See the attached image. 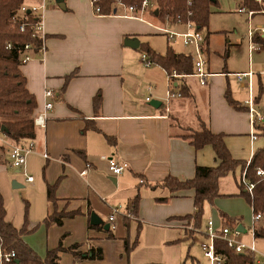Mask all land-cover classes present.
I'll return each instance as SVG.
<instances>
[{
  "label": "crops",
  "instance_id": "0c3cea01",
  "mask_svg": "<svg viewBox=\"0 0 264 264\" xmlns=\"http://www.w3.org/2000/svg\"><path fill=\"white\" fill-rule=\"evenodd\" d=\"M63 3L64 9L55 0H24L27 6L43 5L45 50L30 52L32 58L20 64L19 69L36 101L32 116L41 112L46 102H52V107L46 111L44 125L35 126L33 151L26 157L25 169L33 179L26 182L19 174L21 184L28 188L21 195L24 208L16 227L24 224L26 210L28 231L22 237L42 258L60 240L64 247L79 244L80 252H87L91 246L103 252L100 260L75 261L70 252L62 251L58 254L59 264H187L188 260L190 264H200L187 243L201 233V228H194L192 220L182 219L193 212V190L179 191L158 201L157 197L169 193L150 185L167 176L190 179L196 166L217 164L210 145L196 149L179 136L183 129L196 128L199 119L207 120L212 132L224 134V142L235 159L250 160L256 151L258 133L252 138L249 131L247 100L242 92L247 82L235 84L231 78H236V73L252 71L251 66L247 70L228 69L224 48L214 51L221 56V62L210 57L207 30L206 68L211 75L204 85L191 75L173 78V91H180V86L187 91L166 100L167 72L157 64L145 66L139 47L147 44L158 53L171 47L189 54L188 48L171 43L181 47L174 49L166 37L159 43L158 23L150 15L142 20L134 18L121 6L110 14L97 13L91 0ZM127 39H136L138 46L126 45ZM261 72L258 77L264 75ZM46 90H51L53 96L46 97ZM96 94L100 96L97 109L93 104ZM227 94L244 109L232 108ZM258 98H253V105L259 111ZM152 100L160 102L157 107L150 104ZM263 122L264 118L256 125L264 127ZM88 123L90 127L86 128ZM1 140L8 147L4 136ZM101 156L125 161L128 167L120 175H112ZM86 164L90 166L80 174ZM6 166L0 164V170ZM223 180L224 177L219 184ZM47 185H55L54 204L47 199ZM135 193L139 194V203L133 213L131 201ZM220 194L214 201L223 207L221 196L225 194ZM118 207L122 210L114 215V238H105L102 229L89 228L91 212L100 219L106 216L102 220L109 224L108 216ZM54 210L77 213L64 217L60 225H46L44 218ZM128 211L131 216L125 215ZM218 212L216 208L219 224L213 221L214 226L218 224L214 231L224 226ZM245 223L241 222L252 233V219ZM202 234L200 243L206 235ZM124 237L130 244L136 240L129 254L124 252Z\"/></svg>",
  "mask_w": 264,
  "mask_h": 264
},
{
  "label": "trees",
  "instance_id": "16d2710c",
  "mask_svg": "<svg viewBox=\"0 0 264 264\" xmlns=\"http://www.w3.org/2000/svg\"><path fill=\"white\" fill-rule=\"evenodd\" d=\"M142 0H93V4L99 8L100 13L110 14L119 6V3L125 6H140ZM157 10L152 14L162 20L166 15L185 21L187 18L192 20L196 27L202 29L207 27L208 17L210 15V5L212 0H156ZM247 0H243L244 4ZM252 10H260L264 7L263 3L255 0H248ZM24 4V0H0V164L9 165L7 157V148L1 142L4 136L11 144H24L35 137V124L32 116L36 106L34 96L27 90L25 77L21 73L19 66L23 55V45L31 43L33 51L38 52L40 44L39 39L33 36L32 23L35 18L28 14L23 31L18 29L19 8ZM247 7V6H246ZM190 12L191 15L187 16ZM16 19V20H15ZM253 42L264 49V36L253 35ZM9 45V46H8ZM140 50L147 55L151 64H157L166 72L175 71L177 74L189 75L193 72V62L190 54L176 52L168 47L164 53L155 52L147 44H141ZM226 56V54H224ZM69 75L67 78H69ZM66 78V80H67ZM186 87L180 86V94L186 93ZM228 104L236 109L243 110L236 101L226 95ZM100 103V96L96 94L93 98L94 108L97 109ZM90 124H86L89 128ZM259 135L264 137V127L257 126ZM179 136L187 139L196 149L204 145H210L214 151L215 158L218 161L215 166H196L194 176L190 179L180 180L174 176H167L159 183L150 185V187L160 186L169 193L166 196L157 197L158 201L166 200L173 193L192 189L193 195V212L183 216L182 219L193 221V227L200 229L201 217L204 211V204L211 203L221 194L218 191V181L221 177L233 171L238 165H241L242 173L245 178L254 183L252 192L249 193L242 182L239 183L240 193L250 206L253 215H260V219L253 222V235L257 238L264 239V179L259 178L255 171L257 168L264 169V146L257 149L248 162L235 159L224 142V134L214 133L211 131L207 120L199 119L196 128L183 129ZM108 141H114L106 137ZM143 181V180H142ZM55 185H47V199L54 204ZM139 203V194L135 193L131 201L133 213L137 212ZM26 208V207H25ZM77 211L56 212L55 210L44 218L46 225L62 223L64 217H73ZM224 226L233 228L241 224L240 217H230L224 212L219 211ZM125 225L127 219L123 217ZM99 228L105 232L104 237L114 238L112 229L105 230L101 225H89V228ZM28 231L26 228V210L24 224L17 228L6 219V211L3 203V197L0 193V251L2 253L14 251L15 258L4 264H59L58 254L62 251H68L72 254L75 261L88 259L100 260L103 258L102 249L91 246L87 252L77 250L79 244H73L68 247L62 245V241L56 248L47 250L42 258L35 253L23 240V234ZM91 238V236H90ZM124 252L129 254L131 249L136 245V240L129 243L128 238L124 237ZM215 251L220 254L225 264H252L254 254L252 252L237 253L229 248L223 239L217 238L214 241ZM179 264H184L181 262Z\"/></svg>",
  "mask_w": 264,
  "mask_h": 264
},
{
  "label": "rangeland",
  "instance_id": "374dc122",
  "mask_svg": "<svg viewBox=\"0 0 264 264\" xmlns=\"http://www.w3.org/2000/svg\"><path fill=\"white\" fill-rule=\"evenodd\" d=\"M154 3L156 6L157 1L154 0ZM241 6H247L254 9L249 5L248 0L245 4L243 0H216V2H212L209 7L210 15L208 17L207 27H203L202 30L204 33H207V30L209 31L210 57L221 62V56L214 53V51L221 52L224 48L227 55L225 61L228 69L233 71L247 70L248 65L251 66L255 75L247 81L242 92L246 96V100H253L254 97H259L257 103L259 105V111L264 118V75H261L260 77L257 76V73L264 68V50H252L249 53L247 36L249 30L257 29L259 26L264 25V14L256 13L248 18L246 12H237V9ZM154 22L160 24L164 21L163 19H156ZM166 27L175 31H180L182 29L181 26L173 27L171 25H166ZM156 39L159 43H163L165 36L160 33L158 36L156 35ZM171 46L174 49L181 48L174 45ZM187 50L188 53H190V50ZM231 81L235 84H239V81L235 77H232ZM164 103L166 104V102ZM251 126L252 125L249 123V131H251ZM253 131L258 133V139L255 146V150H257L264 146V137L259 135V132H257L255 128ZM238 160H244V158H238ZM241 170V165H238L233 170L235 172L234 175L231 171L228 175L223 176L224 180L222 184H219L218 181L219 193L224 192L225 194L221 196V199H223V207L217 206L214 200L211 203H205L201 217V233H197V237H195L196 235L192 236V238H195L194 240L191 238L188 240L187 244L190 247V253L196 256L197 260L200 261V264H208V261L203 257L199 239L201 238L202 233L206 234L205 239L202 242H207V235L219 224V217L216 214V208L218 211L224 212L230 217H240L243 223H249L253 218L248 203L242 196L238 195L240 193L239 183L242 176ZM9 175H11V178L8 177ZM21 179V176L15 173V168L11 166L7 165L0 170V191L4 199L6 218L7 220L10 219L15 226H17V223L20 221L24 208L21 195L24 190H27L28 186L22 183L23 187L12 188L11 182L16 180L21 183ZM120 208L121 207H118V209ZM121 210L122 208L120 211ZM120 211L118 210V213H115V215H118ZM105 217L106 216H103L102 219L104 220ZM209 220L212 221L211 226H208ZM213 221H216L218 224L215 223L214 226ZM246 229V232L241 233L238 239L247 245L254 244L257 251L255 254L256 256L264 255V239L253 237L249 229ZM187 264H190V260L187 261Z\"/></svg>",
  "mask_w": 264,
  "mask_h": 264
},
{
  "label": "built area",
  "instance_id": "2783aa9c",
  "mask_svg": "<svg viewBox=\"0 0 264 264\" xmlns=\"http://www.w3.org/2000/svg\"><path fill=\"white\" fill-rule=\"evenodd\" d=\"M93 3V0H91ZM256 2L262 3L263 0H255ZM188 4L190 1L188 0ZM154 0H142L140 6H134V5H122L119 3V6H121L126 14L128 16L138 18V19H144L145 15L153 16V12L157 10V4L154 5ZM264 5V3H263ZM94 9L97 13H99V8L94 5ZM43 5H32L27 6L25 4L21 5L19 8V17L16 18L19 20L18 29L20 31H23L25 29V26L28 24L26 22V17L28 14H31L35 21L32 23L33 27V36L39 39V46L38 52L42 53L45 50V34L43 30ZM238 12H246L248 18L252 17L256 13L264 14V7H262L260 10H252L249 9L246 6H241L237 9ZM191 15L190 12L187 13V16ZM156 19H159V17H155ZM15 19V20H16ZM160 20V19H159ZM164 22H161L156 26V30L163 34L167 41L171 44H182L184 47L188 48L190 50V55L192 57L193 62V72L189 75L194 76L198 79V82L200 85H204L206 83L207 78L211 73L207 71V59L205 55V38L206 33L203 32L202 29L196 27L195 23L190 20L186 19L185 21L181 20L178 16L176 18L166 15L163 18ZM166 25H171L173 27L182 26L183 31H175L170 30L166 27ZM258 34L261 36H264V25L259 26L257 29L249 30L247 33L248 36V51L249 53L252 50H256L260 48V45H257L253 42V35ZM9 46V45H8ZM23 55L21 57V64L26 63L32 58V55L30 52L33 51V45L31 43H26L23 45ZM147 55L145 53L142 54L141 61L144 63L145 66H149L151 63L147 59ZM264 74V69L262 72ZM253 75L252 71L243 72V73H236V79L239 82L248 81L251 79ZM168 76V89L166 91V100H169L171 97H180L181 94L179 91H173L172 87V80L175 77L182 76L181 74H177L175 71H172L171 73L167 72ZM44 95L46 97H52L53 93L51 90H46L44 92ZM146 100H149L147 97ZM248 107V116H249V123L253 126H251L250 135L252 138H256V133L253 131L256 127V123L263 120V117L261 113L254 107L253 100L249 99L245 101ZM52 107V102H46L44 105V109L36 114L34 116V124L37 126H43L44 120L46 117V111ZM4 144V140H1ZM7 147V157L9 160V166L15 168L17 170V174H20L25 177L26 182L32 181V176L27 174L25 165H26V157L33 151V142L32 140L24 143V144H11L8 143ZM102 159H105L108 163V170L112 175H120L123 173L127 167L128 164L125 161H119L116 158L109 156H101ZM89 164H86V167L80 172V174H85L86 168L89 167ZM256 175L264 179V169L257 168L255 171ZM241 182L246 188V190L251 193L252 189L254 187V183L248 181L245 178L244 173H242L241 176ZM118 208H113L112 213L108 216L109 221V227L111 229L114 228V215L115 213H118ZM120 211V210H119ZM126 216H131V213L128 211L125 214ZM260 219V215H253L252 221ZM212 225V221H208V226ZM241 232L236 230V226L233 228H229L227 226H221L218 231H210V233L207 235L208 241L200 243L201 250L203 252V257L208 261V264H225V261L223 257L216 253L214 241L217 238H221L224 240L226 245L229 248H232L237 253H247L252 252L254 254V260L252 264H264V255L256 256V248L254 244L247 245L244 242L240 241L238 239ZM252 235H253V228H252ZM254 236V235H253ZM15 258L14 251L5 252L2 253L0 251V264L9 263Z\"/></svg>",
  "mask_w": 264,
  "mask_h": 264
},
{
  "label": "water",
  "instance_id": "95a60500",
  "mask_svg": "<svg viewBox=\"0 0 264 264\" xmlns=\"http://www.w3.org/2000/svg\"><path fill=\"white\" fill-rule=\"evenodd\" d=\"M55 2L58 4V6L60 8L64 9L63 0H55ZM114 12H115V10H114ZM124 43L126 45L130 46V47H133V48H136L138 46V41L136 39H127V40L124 41ZM159 103L160 102H158L157 100H152L150 102V104L152 106H154V107H157ZM11 184H12V188H21V187H23V185L20 182L16 181V180H13L11 182ZM89 223L91 225H102L105 230H107L109 228V224L108 223H104L103 220L100 219V217L98 215H96L94 212L90 213ZM236 230H238L241 233H244L246 231L242 224H238L236 226Z\"/></svg>",
  "mask_w": 264,
  "mask_h": 264
}]
</instances>
